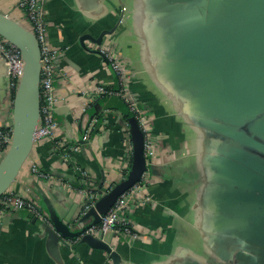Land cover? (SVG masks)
Instances as JSON below:
<instances>
[{
  "label": "crops",
  "instance_id": "1",
  "mask_svg": "<svg viewBox=\"0 0 264 264\" xmlns=\"http://www.w3.org/2000/svg\"><path fill=\"white\" fill-rule=\"evenodd\" d=\"M259 1L49 0L48 40L62 51L55 60L54 84L63 100L55 110L56 140L69 145L89 120L97 125L91 141L66 162L53 143L35 145L10 190L47 214L71 218L82 200L79 171L88 173L92 192L124 177L131 147L123 102L88 103L96 86L117 90L119 83L96 43L84 37L113 30L104 41L126 63L131 93L156 144L147 201L125 213L138 239L127 243L114 231L104 236L119 264H264V154L228 128L246 117L253 99L247 77H237L239 68L242 74L249 68L228 63L247 52L244 29L252 32L255 18L264 21V12L252 13ZM15 4L0 0V12L14 17ZM3 74L0 64V111ZM31 162L52 179L36 178ZM67 244L50 253L26 213L1 220L0 264H113L105 252Z\"/></svg>",
  "mask_w": 264,
  "mask_h": 264
},
{
  "label": "water",
  "instance_id": "2",
  "mask_svg": "<svg viewBox=\"0 0 264 264\" xmlns=\"http://www.w3.org/2000/svg\"><path fill=\"white\" fill-rule=\"evenodd\" d=\"M264 0L254 7L252 13L263 15ZM247 36V52L238 51L237 62L233 59L228 64H244L249 69L242 74L239 68L237 77L239 82L243 77H247V89H252L253 99L248 101L249 110L246 111L245 118H238L237 124H228L231 135L240 141H246L247 146L256 149L264 154V21L255 18L253 31L244 29ZM113 32L103 31L98 38H89L96 45H101L104 38ZM0 37L14 46L20 53L23 60V72L16 88L12 103V138L8 150L0 160V197L10 190L13 183L18 178L21 170L30 158L34 149V134L40 120V73L41 55L40 47L34 34L23 24L13 17L0 12ZM245 45V44H244ZM98 53V52H97ZM99 54V53H98ZM237 57V55H236ZM3 74V111L6 98L5 67ZM241 86L238 87L240 93ZM244 97L239 99V103L245 104ZM128 144L131 147L130 169L117 184L101 196L94 206H90V200L82 198L76 204L78 211L76 216L71 218H61L54 211L48 213L49 224H39L36 218H32L33 223H38L43 235L46 237L48 251L58 253L60 246L69 248V241L77 240V243L85 244L94 250L105 252L113 264H119L120 256L112 250V247L105 241L104 235L99 238L86 232L100 224L103 217L110 208L113 207L117 199L126 191L140 182L142 174L147 170L146 159L144 157V136L138 126L137 120L131 116L127 119ZM247 127L248 131L243 128ZM247 132L249 134H247ZM82 142V145H85ZM83 150V147H82ZM151 174H154V166L149 167ZM82 188H80L81 190ZM99 185L95 192L100 191ZM86 191H91L86 189ZM92 192V191H91ZM42 208V207H41Z\"/></svg>",
  "mask_w": 264,
  "mask_h": 264
},
{
  "label": "built area",
  "instance_id": "3",
  "mask_svg": "<svg viewBox=\"0 0 264 264\" xmlns=\"http://www.w3.org/2000/svg\"><path fill=\"white\" fill-rule=\"evenodd\" d=\"M49 0H16L14 19L23 24L31 31L38 41L41 55L40 73V120L34 134V146L45 141L53 143L55 150L61 155V159L66 162L71 153L81 149L82 142L89 143L96 129L97 120L91 119L83 129L80 140L69 145L57 142L56 131L57 121L55 110L62 103L60 95L55 87L56 65L55 60L62 55V51L53 48L48 40V27L46 23L45 5ZM96 51L110 64L111 69L118 79L119 88L112 90L103 86H96L88 94V103L97 102L108 97H118L122 100L130 114L137 120L138 126L144 136V157L146 159L147 170L142 174L141 180L131 189L122 194L112 208L101 217V222L90 228L86 233L99 238L109 232H116L123 237L127 243L138 239V234L132 228V222L125 217L126 211L135 204L147 201L143 194L144 188L151 181L149 167L153 165L156 155V144L152 135L150 120L146 112L141 108L139 102L133 97L130 89L131 74L126 63L120 58L118 53L106 41L95 47ZM0 61L5 67L6 98L3 111L0 117V160L9 148L12 138V103L16 88L23 72V60L19 51L6 40L0 37ZM88 104H85L86 107ZM83 110H85L83 108ZM131 157V154H130ZM29 160V159H28ZM28 162V161H27ZM131 159L125 175L130 169ZM31 173L38 179L51 180L52 177L40 171L38 166L30 163ZM80 186L79 191L82 198L90 200V206H94L98 199L106 194L111 187L102 188L100 191H86L90 186V178L87 172L79 171ZM124 175V177H125ZM52 182V181H51ZM26 213L32 218H36L39 224H49L48 214L34 200L22 197L19 194L8 190L0 197V223L6 213ZM77 240L69 241L70 244H77Z\"/></svg>",
  "mask_w": 264,
  "mask_h": 264
},
{
  "label": "trees",
  "instance_id": "4",
  "mask_svg": "<svg viewBox=\"0 0 264 264\" xmlns=\"http://www.w3.org/2000/svg\"><path fill=\"white\" fill-rule=\"evenodd\" d=\"M123 106H124V107H123L122 109H120V110L123 111L124 117H125L126 119H128V118H130L132 115H131L130 112L127 110V108H126V106L124 105V103H123ZM76 186H77V188H78V187L83 188V186H80V184H78V180H77ZM77 244H78V243H77Z\"/></svg>",
  "mask_w": 264,
  "mask_h": 264
}]
</instances>
